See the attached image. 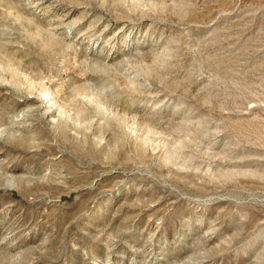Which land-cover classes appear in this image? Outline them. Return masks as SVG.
<instances>
[{
    "label": "rangeland",
    "instance_id": "rangeland-1",
    "mask_svg": "<svg viewBox=\"0 0 264 264\" xmlns=\"http://www.w3.org/2000/svg\"><path fill=\"white\" fill-rule=\"evenodd\" d=\"M0 264H264V0H0Z\"/></svg>",
    "mask_w": 264,
    "mask_h": 264
},
{
    "label": "bare ground",
    "instance_id": "bare-ground-1",
    "mask_svg": "<svg viewBox=\"0 0 264 264\" xmlns=\"http://www.w3.org/2000/svg\"><path fill=\"white\" fill-rule=\"evenodd\" d=\"M43 100H44V99H43ZM43 100H41V102H40L41 104H43V102H44ZM5 169H6V168H5ZM6 171H7V170H6ZM4 173H5V172H4ZM4 173H3V174H4Z\"/></svg>",
    "mask_w": 264,
    "mask_h": 264
}]
</instances>
